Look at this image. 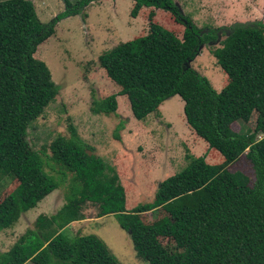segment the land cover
<instances>
[{
	"label": "trees",
	"instance_id": "16d2710c",
	"mask_svg": "<svg viewBox=\"0 0 264 264\" xmlns=\"http://www.w3.org/2000/svg\"><path fill=\"white\" fill-rule=\"evenodd\" d=\"M95 1L100 0H66L65 10L45 23L33 0H0V183L10 174L19 181L0 201V233L69 183L67 202L54 214H39L10 249L0 251V264H122L96 234L68 233L72 222L84 219L87 202L99 206L100 216L114 214L137 255L150 264H264V21L229 27L214 51L229 78L218 89L189 62L203 44L219 38L221 28L202 32L174 0H135L133 17L145 6L154 8L149 32L99 56L121 89L94 99V113L117 112V97L127 95L134 116L145 120L179 95L189 126L224 156L211 164L206 155H187L188 164L160 182L153 201L127 210L116 169L73 124L45 156L31 146V123L60 91L48 64L35 56L38 47L60 20L82 14ZM158 8L185 26L182 38L154 21ZM254 112L253 130L233 129ZM123 125L124 120L117 130ZM244 154L254 168L252 184L246 173L229 168ZM156 210L164 214L153 222L143 219L144 212Z\"/></svg>",
	"mask_w": 264,
	"mask_h": 264
},
{
	"label": "rangeland",
	"instance_id": "374dc122",
	"mask_svg": "<svg viewBox=\"0 0 264 264\" xmlns=\"http://www.w3.org/2000/svg\"><path fill=\"white\" fill-rule=\"evenodd\" d=\"M174 1L202 32L221 28L219 38L203 44L201 54L189 65L206 75L216 89L222 88L229 78L217 63L214 51L223 46L222 42L230 35L231 25L264 21V0ZM33 2L39 18L45 23L66 8V0ZM134 4L135 0L95 1L86 6L82 14L65 17L56 24L55 34L39 45L35 56L48 64L60 91L44 113L31 123L28 133L31 146L44 155V150L51 152L50 144L58 136L70 135L69 125L73 124L80 136L95 147L96 153L116 169L125 189L127 210L153 201L160 182L188 164L187 155H206L211 164L224 161L221 152L210 148L208 142L189 126L184 112L185 102L179 95L166 100L159 111L151 113L145 120L134 116L127 95L117 97L115 113L106 115L92 111L94 99L119 93L121 89L109 78L99 56L121 42L149 32L150 12L154 8L145 6L138 17H133ZM154 21L183 37L185 26L177 23L170 12L156 9ZM257 116L258 113L254 112L248 123L235 122L232 127L236 131L253 130ZM122 120L124 125L117 130ZM229 168L243 171L249 176L250 183L254 182V168L246 154ZM45 169L55 173L50 164L45 165ZM18 184L15 175H8L0 183V201ZM68 184L24 213L14 227L3 230L0 251L10 249L21 234L33 226L39 214L56 213L67 202ZM82 211L85 217L70 224V235L96 234L122 264H150L137 255L130 234L121 228L114 214L100 216L99 206L91 202H87ZM159 212L147 211L142 216L146 222H153L164 214ZM25 264L33 263L28 261Z\"/></svg>",
	"mask_w": 264,
	"mask_h": 264
},
{
	"label": "crops",
	"instance_id": "0c3cea01",
	"mask_svg": "<svg viewBox=\"0 0 264 264\" xmlns=\"http://www.w3.org/2000/svg\"><path fill=\"white\" fill-rule=\"evenodd\" d=\"M101 1V0H100Z\"/></svg>",
	"mask_w": 264,
	"mask_h": 264
}]
</instances>
